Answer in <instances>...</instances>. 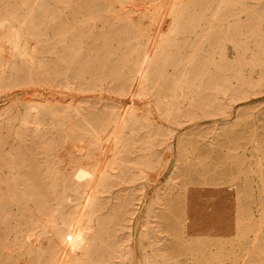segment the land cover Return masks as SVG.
I'll list each match as a JSON object with an SVG mask.
<instances>
[{
    "label": "rangeland",
    "instance_id": "374dc122",
    "mask_svg": "<svg viewBox=\"0 0 264 264\" xmlns=\"http://www.w3.org/2000/svg\"><path fill=\"white\" fill-rule=\"evenodd\" d=\"M20 1L0 0V264H56L51 257L70 254L68 246L57 244L50 218L60 209L70 219L82 201L72 172L85 148L70 124L49 117L38 123L35 112L24 120L33 103L67 106L69 116L77 108L81 112L74 117L96 121L132 108L128 146L116 152L124 162L112 169L109 154L102 167L109 183L82 217L95 229L88 261L85 249L76 251L85 259L80 264H195L191 255L180 253L184 235L218 238L216 251L229 238L237 239L245 224L263 219L264 225V0L263 7L255 0H227L230 6L244 1L249 8L220 21L211 18L217 0H185L186 15H195L198 25L171 44L167 70L170 79L179 75L177 63L189 61L198 47L196 70L187 76L191 86L171 117L155 91L139 95L128 74L135 48L159 30L146 25L147 12L163 0H43L33 23L41 38L25 44L32 53L27 58L14 54L12 29L1 24L2 17L18 12ZM250 14L263 20L248 24ZM237 18L242 22L235 29ZM208 31L210 40L200 38ZM136 109L146 115L141 125L134 121ZM255 233L250 232L246 249ZM245 257L235 264H247Z\"/></svg>",
    "mask_w": 264,
    "mask_h": 264
},
{
    "label": "bare ground",
    "instance_id": "6f19581e",
    "mask_svg": "<svg viewBox=\"0 0 264 264\" xmlns=\"http://www.w3.org/2000/svg\"><path fill=\"white\" fill-rule=\"evenodd\" d=\"M53 1H55V0H53ZM255 1H256L255 6H257V7L261 6V4H263L262 0H255ZM152 3H154V2H152ZM17 5H18L17 9H19L18 12L16 13L13 11V13L7 14L6 16L2 17L1 24L2 25L8 24L9 28L12 29L10 32L11 33L10 37L12 38L11 40H12V44H13L14 54H16V56L19 58H27V57L31 56L32 53L30 54L28 52V50L25 48V44L28 41H30L31 39L37 38L41 35V32L33 30V23L37 19V15H36L37 10L44 8L45 2L43 0H21L19 3H17ZM261 7H263V5ZM188 8H189V2H187L185 0H163L159 9L155 6H151L149 8V11L147 13L150 14V20L147 22L146 25H148V26H158L159 25V30L156 33L157 36L155 35V33L153 34V32H152L151 34L148 35V38L146 39V42L143 45L139 44L140 46L135 48V50H134L135 51V60H134L132 67L128 71V74L132 77V83H133L134 87L136 88V92L141 96H150L151 94H153V90H154L155 94L157 96V101L160 104L166 105L167 108L166 107L165 108H166L168 117H171V114L174 112V110L178 111L177 105L179 104L180 98L185 97L186 91L189 90V88L191 86L187 76L189 74H192L196 70V62H194L193 56L195 55L196 49L198 47H195L193 49V51H192L193 54L191 55V59L189 61H187L186 63L182 62L183 64L181 62L177 63L176 69H179V73H180L179 75L170 79V76H169V73L167 70V66L171 64L169 57H170L171 53H173V50L170 49L171 44L175 43V41L179 40L180 36L183 33H186L187 31L196 32L195 27L198 25L199 19H197L195 17V15H193V14L186 15ZM247 8H249V7L244 1H242L239 6H237L236 4L234 6H230L229 3L227 2V0H217L216 5L214 6V8L211 11V18L215 19L216 21H220V20L224 19L228 13H230L229 15L234 16V15H236V14H233V12L235 10L236 11L241 10V12H242V11L247 10ZM259 9L261 10V8H259ZM263 15H264V13H263ZM240 19H238V18L234 19L235 29L238 27ZM247 19L249 20L248 24H251L253 20H257V19L260 20V19H262V17L260 15L250 14L249 17H247ZM202 23H203V21H202ZM209 23H210V21H209ZM155 28H157V27H155ZM254 28H255L254 26H250V30L253 33L256 32ZM200 35H201L200 38H202V39L206 38V40H210V37H209L210 32L209 31L206 33L202 32V33H200ZM40 38H41V36H40ZM243 38H244V36H243ZM46 41H48V40H46ZM230 41H231V44L234 42L233 39H230ZM240 41H241L240 45L243 46V44H245V42L242 39ZM242 41H243V43H242ZM44 42H45V39H44ZM62 42H63V40H62ZM235 43L237 44L236 41H235ZM187 44H188V42H187ZM30 52H32V51H30ZM33 52H34V50H33ZM40 54H41V52H40ZM190 54H191V52H190ZM216 55H218V54H216ZM204 57H203V60H204ZM212 57H213V54H212ZM207 59L208 58H206V60ZM36 61H37V59H36ZM220 63H221V61H220ZM225 63H226V61H225ZM211 64L213 65V63H211ZM1 65L2 64L0 63V66ZM208 66H209V64H208ZM9 68H11V70H12L14 68V66L13 65L9 66ZM245 70H246V68H245ZM223 71H225V70H223ZM4 72H5V70L3 71V73ZM174 72H175V70H174ZM28 73H30V72H28ZM155 76H157L156 77L157 79L154 78ZM158 79L159 80L162 79V82L160 83V81ZM167 81H172V83L168 84ZM168 85H170V86H168ZM2 87H3V85H2L1 79H0V88H2ZM134 87H133V89H134ZM165 89H168V95L167 96L164 94ZM178 91L181 92L180 93L181 95H178ZM220 93H221V91H220ZM215 96H217V95H215ZM137 98L139 99V97H137ZM124 108L120 110V111L123 110L122 111L123 113L127 107H124ZM131 109L132 108H129L126 111V114H122V112H121V114L120 113H115V114L108 113L107 115L105 114L102 117V119H100L99 121H96V120H92L90 118H86L83 116L78 117V115H76V117H74L75 114H79V112H81V111L77 110V108L75 109V114L72 116H69V115H67V113L69 112V111H67L68 110L67 106L63 107L62 105H59V104L33 103V104H30L26 108L27 117L24 119L26 121L28 120L29 116H31V114L33 112H35L37 117L39 118L37 120L38 123H41L44 118L49 117L54 122H58V123L62 124L63 126L70 124V126H71V128L74 131V134L76 136L77 143L82 145L85 148V150L83 152H81L82 156H81L80 161H78L77 164L74 166V170L72 172V179L75 180L74 182H76L78 184V186H76L75 189L77 190V192L80 193V198H82V201H80V203L76 206V209L74 211L75 213L73 216H71L70 219L65 218L64 214H62V212L60 213V211H59L60 209H57L56 212L53 213L51 218L49 217L51 219L50 221H52L53 227L55 229H57V232H56V236L58 239L57 244H59V247H62L60 245L68 246V248L71 252L67 256H62L58 252V254L56 256L51 257L50 259L55 260L56 264H80L81 262H84L85 259L84 260L79 259L76 256V253L79 254L78 252H76L79 249H85L86 253H87L86 261H88V259H89L88 258L89 252H90L91 247H93V243H94V242H91V239H93V237H94L92 234L94 233L95 225L92 224L90 221L83 222L82 217H84V215H86V212H88V210H90L93 206L96 205L99 193L102 192L103 190H105V188L107 187V185L109 183L108 178H109L110 174H109V172H105V170L103 171V168H102L104 163L108 159L109 154H111V156L113 157L112 163L110 165L112 169L119 168V166L122 165L124 162V161H121V158L119 157V155L117 156L116 152L118 151V154H121L124 150H126V148L128 146V141L126 139L129 138V132L126 131V128L128 126V116L132 115ZM162 112H163V110H162ZM162 112H160V113H162ZM70 114H71V112H70ZM145 117H146V115L142 110L136 109L134 111V118H135L134 121L136 123H138L139 125L142 124ZM135 166H137V165H135ZM72 169H73V167H72ZM145 172H147V170ZM197 175H198V173H197ZM188 185H190V184H188ZM261 188H263V185ZM188 193H189V191H188ZM189 196H190V194L188 195V197ZM188 197H186V198H188ZM64 198H65V193H64L63 199ZM66 199L69 200L70 199L69 196H67ZM61 200L62 199H59V202ZM180 200H181V198H180ZM189 201H191V199ZM171 202H172V200H171ZM182 203H184V202H182ZM178 205L180 206V204H178ZM185 206H186V204H185ZM188 206H189V203H188ZM167 208H165V209H167ZM170 209L172 210V208H170ZM244 209L246 210V208H244ZM176 210H177V208H176ZM168 212H169V210H168ZM173 212H174V210H173ZM164 213H165V211H164ZM250 215L251 214H249V217H250ZM168 216H170V215L168 214ZM244 216H246V215H244ZM175 218H177L176 215H175ZM181 218H182V216H181ZM263 218H264V216H263ZM254 219H255V217H254ZM243 220H244V218H243ZM164 222H165V220H164ZM227 222H229V221H227ZM262 222H263V219H262ZM179 223H180V220H179ZM179 223H177V224H179ZM261 223L258 224V223L250 222V223L245 224L244 226L242 225L243 227L240 226L241 228L238 232L239 235H238L237 239L236 238L235 239L229 238L228 242L226 241L227 242L226 245H221L219 247L216 246V248H217L216 251H214L213 247L219 241L218 238L217 239H211V238L210 239H203V238L194 239V238H191L190 236L187 237L186 235H184L182 238L184 240V242H180V241L179 242L182 243L180 245V249H182L185 252L181 251L180 253L181 254L183 253L184 254L183 256L191 255L193 257L195 264H235L236 263L235 259H237V257L241 256V255H246L247 258L246 257L245 258L248 260L247 264H264V225ZM180 224L182 225V223H180ZM180 229H178V230H180ZM234 229H235V227H234ZM234 229L231 232H233V231L235 232ZM251 231H256V233H255L256 237H253L255 239L253 241H251L250 247H247L248 249H246L245 245L248 244V242H249L248 236H249ZM184 233H186V232H184ZM144 234H145V232H144ZM233 234H231V235H233ZM147 235H149V234L147 233ZM155 236H157V235H155ZM253 236H254V234H253ZM177 238H178V236L176 237V239ZM146 239L148 240L149 238L147 237ZM151 241L153 242V240H150V242ZM142 242H144V241H142ZM150 242L148 241L147 243H150ZM179 242H176V240H175L174 244L179 243ZM177 245H179V244H177ZM158 247H159V245H158ZM163 247H165V246H163ZM178 249L179 248L177 247V251H178ZM168 250H169V248H168ZM158 251H160V250H158ZM60 252H62V251H60ZM232 254H235L236 258L232 259L231 256H234ZM167 256H169V255H167ZM153 258H156V257H153ZM166 258H168V260H169V257H166ZM172 258H174V256ZM175 260L177 261V259H175ZM175 260H174V262H175ZM155 261H156V259H155ZM146 262H147V260H146ZM176 263H178V262H176ZM170 264H172V263H170Z\"/></svg>",
    "mask_w": 264,
    "mask_h": 264
}]
</instances>
